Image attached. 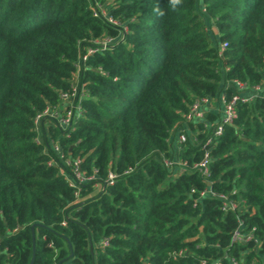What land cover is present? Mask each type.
<instances>
[{
	"label": "trees",
	"instance_id": "trees-1",
	"mask_svg": "<svg viewBox=\"0 0 264 264\" xmlns=\"http://www.w3.org/2000/svg\"><path fill=\"white\" fill-rule=\"evenodd\" d=\"M106 36L117 41L83 60ZM263 75L264 0H0V264H263L264 95L212 145L211 115L184 120L195 100ZM74 88L72 126L38 128ZM54 146L95 180L76 191Z\"/></svg>",
	"mask_w": 264,
	"mask_h": 264
},
{
	"label": "built area",
	"instance_id": "built-area-1",
	"mask_svg": "<svg viewBox=\"0 0 264 264\" xmlns=\"http://www.w3.org/2000/svg\"><path fill=\"white\" fill-rule=\"evenodd\" d=\"M93 15L99 16L105 19V21L114 26V27H122L123 25L116 19L112 18L108 10L103 8L100 5H96L93 8ZM125 30V27H124ZM121 38V37H120ZM119 38V39H120ZM117 38L111 37H101L98 39H93L91 41L92 46L89 47L86 51V54L83 56V60L86 59L88 55H92L100 49H104L106 47L112 46ZM226 48V43H221L219 46V53L222 54ZM229 86H231L235 93H233L229 98L226 97L224 93H219V95L214 98H200L195 100L189 108L188 113L185 115V123H193V122H203L206 118L205 110L210 108L214 103L219 105L220 108V117L217 121H214L211 127V134L210 137L207 139L206 144L212 145L214 139L218 138L222 133L225 127L233 125L237 117L236 107L238 104H246L249 103L259 95H264L262 89L264 87V75L262 78V82L260 85H257L252 88H248L245 84L238 80H231L228 82ZM76 97V90L75 88L70 93H65L60 96L61 101L63 102V107L65 111L63 114L59 112V109H45L44 111L38 113L34 117V122L38 125V128L41 124H44L50 121H55V123L63 129L69 128L74 123L75 119L80 115L81 109L78 106L72 105L73 99ZM70 107V108H69ZM187 140L186 133H178L176 136L177 143H184ZM55 152L58 154L60 161L70 170L72 171V178L69 179L72 186L76 188V191H79V188L90 181L95 180V171L91 175L82 174L79 170L80 168V160H70L63 157V154L59 150L58 147L54 146ZM209 163H210V156L207 151H205L203 157L196 163L192 165V169L198 171L203 177L209 175ZM176 165L179 166L180 169L187 167L186 163L184 162H176ZM165 166H171L172 163L165 161ZM116 179V175L113 173H109L107 176V182L109 185H112L114 180ZM97 188V186H95ZM201 197H211L220 200V209L223 212L226 211H234L237 208V204L232 201L226 194H215L211 192L209 189H205L200 192ZM234 239L246 241L250 238V236H241L237 232L234 234ZM104 244V243H103ZM218 264V263H217ZM232 264H237L235 261ZM250 264H257L255 262H251ZM264 264V263H263Z\"/></svg>",
	"mask_w": 264,
	"mask_h": 264
},
{
	"label": "crops",
	"instance_id": "crops-1",
	"mask_svg": "<svg viewBox=\"0 0 264 264\" xmlns=\"http://www.w3.org/2000/svg\"><path fill=\"white\" fill-rule=\"evenodd\" d=\"M262 92H263V94H264V87H263V89H262ZM219 110H220L219 105L216 104V103H214L210 108H207V109L205 110L206 117H207L208 115H211L212 117L215 118L214 121H217V119L220 117V111H219ZM205 119H206V118H205ZM184 130H186V129H184ZM179 131H180V130H179ZM179 131L177 130V131L175 132V139H176L177 133H178ZM175 139H174V135H173V137H172L171 140H173L172 142H173L174 147H175V144H174Z\"/></svg>",
	"mask_w": 264,
	"mask_h": 264
},
{
	"label": "clouds",
	"instance_id": "clouds-1",
	"mask_svg": "<svg viewBox=\"0 0 264 264\" xmlns=\"http://www.w3.org/2000/svg\"><path fill=\"white\" fill-rule=\"evenodd\" d=\"M173 3L174 4L179 3V0H173Z\"/></svg>",
	"mask_w": 264,
	"mask_h": 264
},
{
	"label": "rangeland",
	"instance_id": "rangeland-1",
	"mask_svg": "<svg viewBox=\"0 0 264 264\" xmlns=\"http://www.w3.org/2000/svg\"><path fill=\"white\" fill-rule=\"evenodd\" d=\"M214 118V117H213ZM214 120H215V118H214ZM213 122V121H212ZM48 125V122H47V124L45 125V126H47ZM47 129V128H46Z\"/></svg>",
	"mask_w": 264,
	"mask_h": 264
}]
</instances>
